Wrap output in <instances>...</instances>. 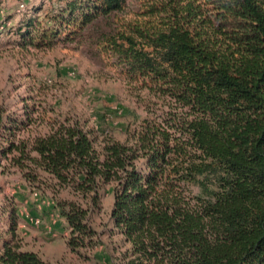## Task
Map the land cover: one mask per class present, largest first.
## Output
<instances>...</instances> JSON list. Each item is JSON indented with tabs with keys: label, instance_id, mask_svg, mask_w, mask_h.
Instances as JSON below:
<instances>
[{
	"label": "trees",
	"instance_id": "trees-1",
	"mask_svg": "<svg viewBox=\"0 0 264 264\" xmlns=\"http://www.w3.org/2000/svg\"><path fill=\"white\" fill-rule=\"evenodd\" d=\"M21 14L0 24V48L88 43L155 105L124 140L100 142L59 114L16 140L46 122L0 112V159L53 194L68 249L96 247L111 186L117 264H264V0H35ZM16 229L12 218L0 264H49Z\"/></svg>",
	"mask_w": 264,
	"mask_h": 264
},
{
	"label": "rangeland",
	"instance_id": "rangeland-1",
	"mask_svg": "<svg viewBox=\"0 0 264 264\" xmlns=\"http://www.w3.org/2000/svg\"><path fill=\"white\" fill-rule=\"evenodd\" d=\"M35 0H0V24L12 26ZM132 2V1H131ZM6 37L3 36L2 40ZM116 58L94 56L88 43L59 44L37 51L9 45L0 48V112L8 119H43V126L29 125L16 140L46 133L49 118L58 114L78 119L97 142L106 136L124 140L128 128L137 127L147 115L152 98L136 91ZM56 113V114H55ZM36 130V131H35ZM8 129L0 128V151ZM11 158V157H10ZM197 192V190L195 191ZM60 198L68 199L63 191ZM101 207L92 223L98 243L82 256L67 247L69 229L47 190L33 189L9 160L0 159V249L9 239L12 218L25 250L37 252L49 264H117L123 239L112 220L114 194L111 186L101 191Z\"/></svg>",
	"mask_w": 264,
	"mask_h": 264
}]
</instances>
